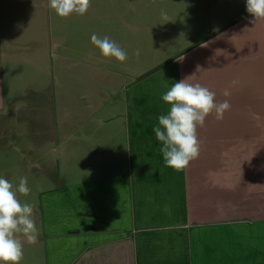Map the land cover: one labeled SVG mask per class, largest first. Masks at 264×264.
I'll use <instances>...</instances> for the list:
<instances>
[{"label":"crops","instance_id":"obj_1","mask_svg":"<svg viewBox=\"0 0 264 264\" xmlns=\"http://www.w3.org/2000/svg\"><path fill=\"white\" fill-rule=\"evenodd\" d=\"M110 1L127 6L132 2L124 14H114L110 18L113 22L109 19L112 30L125 33L130 40L135 31L148 28L137 10V3L148 0ZM155 1L160 2L149 10L151 16H157L160 3H172ZM131 8L137 19L130 18ZM250 19L242 18L183 53L179 51L183 38L174 41L162 32L153 33L154 37L159 35V39L152 41L158 53L150 59L154 63L149 66L159 65L153 75L165 72L160 81L168 89L186 78L188 83L204 86L201 80L206 77V87L211 81L222 83L238 103H247L236 113L229 111L220 121L213 112L206 117L204 126L197 128L200 148L219 149L215 157L219 163L204 161L199 156L179 172L164 167L162 145L153 128L169 106L165 102L158 104L157 111L156 102L147 99L160 86L157 81L135 89L130 97L128 89L135 84L132 70L126 113L111 114L112 125L117 119H124L126 129L111 126L93 131L97 146L91 152L90 163L73 165L60 161L59 196L69 197L73 210L83 208L88 216L83 231H96L98 240H104L97 242L118 247L111 256V264H258L264 254V241L252 237V228L258 230L252 219L264 220V146L261 150L240 147L241 143L264 140V19L255 24L249 23ZM161 55L163 59L155 63ZM1 66L0 61V71ZM121 66L146 73L140 64ZM31 92L32 89L27 98ZM4 96L0 82V103H5ZM12 96L17 99L16 92ZM148 109L153 112L147 113ZM234 126L237 128L233 129ZM224 136L228 139H221ZM118 163L128 164L126 179L108 175ZM80 167H85L82 176L78 175ZM252 169H257L258 174L251 175ZM247 199L255 203H245ZM60 220L59 216L57 223ZM62 227L57 225L51 230ZM109 239L111 242H106Z\"/></svg>","mask_w":264,"mask_h":264},{"label":"rangeland","instance_id":"obj_2","mask_svg":"<svg viewBox=\"0 0 264 264\" xmlns=\"http://www.w3.org/2000/svg\"><path fill=\"white\" fill-rule=\"evenodd\" d=\"M159 2L137 3L142 22L148 28L135 31L127 40L125 33L112 30L108 21L116 13L124 14L132 2L127 6L111 4L110 0H90L83 17L73 14L60 18L45 6V0H1L0 82L6 101L0 103V176L14 187L21 177L27 178L30 194L27 197L18 194V198L34 206L39 229L36 244L24 243L20 264H111V256L118 247L97 242L104 240H98L96 231H83L88 218L83 208L79 206L73 210V201L59 196L60 161L73 165L90 163L91 152L97 146L93 131L111 126L124 131V119H117L112 125L111 114L126 113L128 94L131 97L135 89L153 84V81L160 86L154 94H148L147 99L155 101L154 107L159 111L158 104L164 103L161 96L168 87L160 81L164 71L153 75L159 65L149 66L154 63L150 59L158 53L152 41L159 39V35L154 37L153 33L162 32L161 35H169L174 41L183 38L184 42L179 40L183 46L179 51L183 53L195 44L204 43L219 30L231 28L237 21L249 17L246 0H172L169 4L160 3L157 16H151L149 10L155 9ZM131 11L130 18L137 19L132 8ZM162 12L167 14V19ZM92 34L115 41L127 52L128 58L124 62L114 58L105 60L92 44ZM161 59L163 56H158L155 63ZM122 63L140 64L146 68V73L133 72L132 66H121ZM131 70L135 84L127 94ZM207 82L208 78L203 77L204 87ZM209 85L207 88L216 94V103L228 100L231 105L224 117L229 111L236 113L247 104L238 103L231 95L225 97L226 88L222 83L211 81ZM30 89L32 92L27 98ZM13 92L17 93L16 100L10 97ZM116 138L122 140L119 136ZM242 146L261 150L264 140L241 143ZM200 150V159L219 163L215 158L219 149ZM84 170L85 167H80L78 175L82 176ZM129 171L128 164L118 163L108 175L126 179ZM257 174V169H252L251 175ZM245 203L254 204L255 200L247 199ZM59 216L61 220L57 223ZM261 218L252 219L258 226L257 232L252 228V237L260 242L264 241V220ZM57 225L63 227L51 230ZM263 262L264 254H261L257 263Z\"/></svg>","mask_w":264,"mask_h":264},{"label":"clouds","instance_id":"obj_3","mask_svg":"<svg viewBox=\"0 0 264 264\" xmlns=\"http://www.w3.org/2000/svg\"><path fill=\"white\" fill-rule=\"evenodd\" d=\"M45 6L60 18L73 14L83 17L90 7V0H45ZM246 11L251 24L264 19V0H246ZM161 15L167 19L166 13ZM91 42L105 60L114 58L117 62H124L128 58L127 52L107 36L99 38L92 34ZM186 80L175 82L162 94L161 99L169 109L166 114L158 116V125L153 128L156 140L162 145L160 152L164 167L177 172L199 157L197 128L204 126L206 117L215 112V119L223 120L224 113L231 107L228 100L216 103L215 92L207 87ZM230 94L228 89L223 92L225 97ZM30 191L26 177H21L18 186L14 187L12 182L0 176V264H20L24 243L34 245L38 242L34 206L22 203L18 198V194L27 197Z\"/></svg>","mask_w":264,"mask_h":264}]
</instances>
